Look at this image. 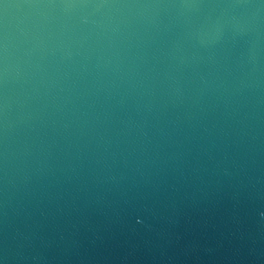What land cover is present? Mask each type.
<instances>
[{
  "label": "water",
  "instance_id": "water-1",
  "mask_svg": "<svg viewBox=\"0 0 264 264\" xmlns=\"http://www.w3.org/2000/svg\"><path fill=\"white\" fill-rule=\"evenodd\" d=\"M0 264H264V0H0Z\"/></svg>",
  "mask_w": 264,
  "mask_h": 264
}]
</instances>
